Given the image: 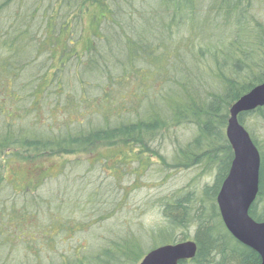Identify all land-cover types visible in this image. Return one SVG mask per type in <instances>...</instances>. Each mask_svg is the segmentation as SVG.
I'll return each instance as SVG.
<instances>
[{
    "label": "trees",
    "instance_id": "obj_1",
    "mask_svg": "<svg viewBox=\"0 0 264 264\" xmlns=\"http://www.w3.org/2000/svg\"><path fill=\"white\" fill-rule=\"evenodd\" d=\"M86 24L92 27L87 37ZM263 83L264 0H0V192L14 164L127 147L113 168L109 156L101 163L115 189L117 180L137 175L153 159L172 173L197 169L199 176H214L212 185L198 190L192 184L163 204L166 223L155 232L166 238L162 245L188 241L193 230L198 251L188 264H260L258 254L228 233L216 199L233 160L226 138L230 110ZM247 115L264 121V108L239 117L251 132ZM251 138L262 158L258 202L264 200V149ZM168 147L170 160L161 153ZM132 163L135 170L128 168ZM85 176L77 193L70 186L60 194L67 201L77 196L74 203L49 197L34 207L25 191L22 203L2 204L0 223L8 232L14 225L7 234L26 236L21 228L14 232L20 227L9 219L15 209L51 210L48 243L59 232L58 239L83 228L73 211L57 218L53 209L90 211L97 221L104 219L100 214L115 215L116 190L95 189V181L84 184ZM256 204L251 217L264 223ZM119 228L124 238L106 229L101 249L78 246L59 264H139L130 248L149 232L128 235ZM5 234L0 227V238ZM149 245L147 253L159 247ZM16 261L0 255V264Z\"/></svg>",
    "mask_w": 264,
    "mask_h": 264
},
{
    "label": "rangeland",
    "instance_id": "obj_2",
    "mask_svg": "<svg viewBox=\"0 0 264 264\" xmlns=\"http://www.w3.org/2000/svg\"><path fill=\"white\" fill-rule=\"evenodd\" d=\"M91 28L92 27L88 26V24L85 25V37L92 33ZM80 46L81 50H83V42ZM245 122L251 130V132L248 133L252 134V136L254 135L264 149V121H253V116L247 115L245 116ZM121 151L128 152V149L127 147L103 146L94 149L92 153L80 154L70 158L67 157V159L46 157L44 160L36 162L35 165L14 164L16 166L13 165V170H9V173L5 172V182L0 192V206L12 199H15L18 203H22L24 198L23 193L25 191L28 197L32 198L34 207L39 205L40 208V204L43 203V198L49 200V197L57 199L58 202L61 198L66 202L67 199L60 195L62 191L65 190L66 187L70 188V186H73L75 188L73 190L77 193L76 190L80 185H83L80 176L85 174H87V177L85 176L84 178V184L89 183V181H95V189L99 188L103 190V192H107L108 188L114 190L115 188L112 184L114 181L110 177V171L104 166L101 167V163L105 161L106 156H109L110 162L108 166L113 168L114 164L119 163L118 156L121 154ZM161 153L166 155L170 160L172 156L170 155V147L167 149L163 148ZM132 160L137 161V156H133ZM152 161L154 162L155 159ZM153 162L150 167L140 169L137 175L126 176L124 179H121V181H116L117 187L114 192V197L118 204L116 206L117 212L115 215L111 214L106 216V214L103 213L100 214V216H104V219L97 221L99 215L98 218L96 216L91 218V216L88 215L90 211L83 212L81 209H53V213L57 215V218L58 214H60V216L62 214L64 218L63 212L71 210L75 213L77 225L80 223L83 224V228L79 229L75 234L70 233L69 236H65V234L62 233L60 239H58L60 235L59 232V235L53 242L48 243V238L46 239V234L49 232V224L52 222L50 216L51 210L35 209L34 212L37 213L36 215L31 214L32 212L30 214H25L22 209L13 210L9 219L12 220L14 216L20 223V227H16L14 232L21 228L23 234L26 236L18 240V236H22L18 231L15 233L14 239L10 234H7L9 228L2 226V223H0L1 229L6 233L3 238H0V241L3 242L6 239L8 240V242L0 248V255H3V259H9L10 261L14 259L19 260L13 264H37L38 260H40V264L44 262H46V264H50V262L51 264H59L61 255H68L78 246L85 248L90 247V249L92 246H96L97 249H101L106 241L105 239H107L106 229H110L118 235V237L124 238L125 235L119 228L123 227L128 235H146L149 232L147 235L150 236H143L139 240V245H136L135 248L129 247L131 250L130 257L135 259L140 258L142 260L144 258L142 257L143 254L147 253L152 247L149 245L150 243L154 246H160L166 243V238L158 237L157 234H155V232L166 223V219L162 212L163 204L167 202L171 203L175 196L184 194V192L180 191H186L192 184L199 190L205 185H212L214 181V176H199L197 169L182 170L172 173V171H166L167 169L162 165L160 166ZM135 167H137L136 163L128 165L130 170H135ZM198 176L199 178L197 179ZM119 185L124 190H117ZM70 199L73 200H68L67 202L74 203L77 196L73 195ZM210 203L211 202L206 203L207 209H210ZM195 206L199 207L200 205ZM255 208H257V214H260L264 210V200L258 201ZM85 213L87 214L82 215ZM0 220L1 222L3 220L1 215ZM92 220H94V222H91ZM63 222L64 221H62V223ZM39 223H42L41 226ZM12 227H14V225H12ZM12 227H10V231ZM193 234V230H187V235L191 237L190 239H192ZM175 236L180 238L181 230L176 231ZM27 260L30 261V263H25Z\"/></svg>",
    "mask_w": 264,
    "mask_h": 264
},
{
    "label": "water",
    "instance_id": "obj_3",
    "mask_svg": "<svg viewBox=\"0 0 264 264\" xmlns=\"http://www.w3.org/2000/svg\"><path fill=\"white\" fill-rule=\"evenodd\" d=\"M264 108V83L243 96L230 110L226 138L233 151L229 174L216 203L228 233L242 246L259 255L264 264V223L251 211L260 192L261 153L239 117ZM194 241L164 245L148 253L140 264H186L197 254Z\"/></svg>",
    "mask_w": 264,
    "mask_h": 264
}]
</instances>
